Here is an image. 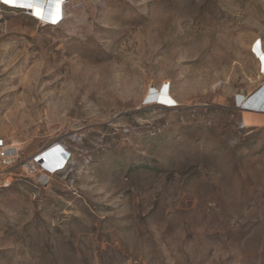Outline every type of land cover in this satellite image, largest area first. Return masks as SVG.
<instances>
[{
    "label": "rangeland",
    "instance_id": "1",
    "mask_svg": "<svg viewBox=\"0 0 264 264\" xmlns=\"http://www.w3.org/2000/svg\"><path fill=\"white\" fill-rule=\"evenodd\" d=\"M45 1L0 5V264H264V0Z\"/></svg>",
    "mask_w": 264,
    "mask_h": 264
},
{
    "label": "built area",
    "instance_id": "2",
    "mask_svg": "<svg viewBox=\"0 0 264 264\" xmlns=\"http://www.w3.org/2000/svg\"><path fill=\"white\" fill-rule=\"evenodd\" d=\"M3 3L4 1L0 0V5L10 9L9 6L4 5ZM16 10H21V9H16ZM24 11L29 12V10H24ZM29 14L33 16V13L29 12ZM262 74L264 77V69H262ZM244 101L245 100H243L240 104L237 102L235 103L236 108L241 112H243L244 110H249L248 108L245 107V105H243ZM150 103L151 101L147 100L146 105H151ZM255 113L264 114V111L255 112ZM47 152H54L57 156V157H54L56 160L66 155V158L63 160L64 164L61 166L62 167L61 169L63 170H54V168L50 166L49 161H48L49 159L45 157ZM13 158H14L13 156L12 157L10 156V145L7 143L4 137L0 136V168L2 172L10 169V167L13 164ZM70 164H71V152L66 147H64L62 144L55 143L49 149L41 153H38L32 156L31 158L27 159L26 161H24V163L22 164V169L26 175L31 176V177H36L39 174H42L45 176H51V175H56V174L66 171L69 168ZM2 185L7 186L9 185V183L6 180L4 182L0 181V186Z\"/></svg>",
    "mask_w": 264,
    "mask_h": 264
},
{
    "label": "bare ground",
    "instance_id": "3",
    "mask_svg": "<svg viewBox=\"0 0 264 264\" xmlns=\"http://www.w3.org/2000/svg\"><path fill=\"white\" fill-rule=\"evenodd\" d=\"M2 1H4V0H2ZM3 4L9 6L12 9H21V10H29V11H34L36 9H41V10L45 11L48 9L47 8L48 5L46 4L45 0H40L39 3H37L36 0H31L30 5L27 2V0H7V2H4ZM262 56H263V54H262ZM238 96L236 98L237 103L240 104L243 100L246 101L245 97L239 101ZM151 100L160 102V104H163L165 106H168V105L176 102L175 99L172 97L171 91H169L167 87L162 90V93L160 91L158 93L152 92ZM245 101L243 102V105L245 104ZM19 147H20V145L16 141H13L12 145L10 146V156L11 157L12 156L14 157L15 155H17V153L19 151ZM53 154H55V153L54 152H47V154L45 156L47 159H49L48 161H49L50 166L52 168H54V170H63V169H61L62 168L61 166L64 164V161L63 160H56L55 158H52ZM60 161H62V162H60ZM44 176L45 175H43V177Z\"/></svg>",
    "mask_w": 264,
    "mask_h": 264
},
{
    "label": "crops",
    "instance_id": "4",
    "mask_svg": "<svg viewBox=\"0 0 264 264\" xmlns=\"http://www.w3.org/2000/svg\"><path fill=\"white\" fill-rule=\"evenodd\" d=\"M261 55V53H260ZM263 64V63H262ZM264 69V67H263ZM246 97L245 107L250 111L261 112L264 111V86L259 88L256 92L252 94H241L238 96L239 101Z\"/></svg>",
    "mask_w": 264,
    "mask_h": 264
},
{
    "label": "trees",
    "instance_id": "5",
    "mask_svg": "<svg viewBox=\"0 0 264 264\" xmlns=\"http://www.w3.org/2000/svg\"><path fill=\"white\" fill-rule=\"evenodd\" d=\"M50 26H52V25H50ZM170 105H173V103ZM54 157H57L56 154L52 155V158H54ZM65 158H66V155H64L62 158H59L58 160H64ZM60 162H62V161H60Z\"/></svg>",
    "mask_w": 264,
    "mask_h": 264
},
{
    "label": "snow or ice",
    "instance_id": "6",
    "mask_svg": "<svg viewBox=\"0 0 264 264\" xmlns=\"http://www.w3.org/2000/svg\"><path fill=\"white\" fill-rule=\"evenodd\" d=\"M4 2H7V0H4ZM27 2L29 3V5L31 4V0H27ZM37 3L40 2V0H36ZM53 2V0H49V3L51 4Z\"/></svg>",
    "mask_w": 264,
    "mask_h": 264
}]
</instances>
